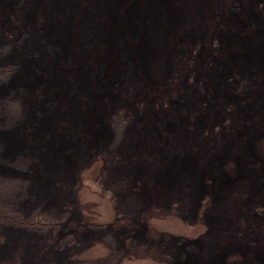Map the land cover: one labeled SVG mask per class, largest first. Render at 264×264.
<instances>
[{
    "label": "rangeland",
    "instance_id": "374dc122",
    "mask_svg": "<svg viewBox=\"0 0 264 264\" xmlns=\"http://www.w3.org/2000/svg\"><path fill=\"white\" fill-rule=\"evenodd\" d=\"M3 206L0 264H264V0H0Z\"/></svg>",
    "mask_w": 264,
    "mask_h": 264
},
{
    "label": "trees",
    "instance_id": "16d2710c",
    "mask_svg": "<svg viewBox=\"0 0 264 264\" xmlns=\"http://www.w3.org/2000/svg\"><path fill=\"white\" fill-rule=\"evenodd\" d=\"M5 196H13V191L7 193ZM4 199V197H3ZM3 212L7 215L8 218H4V219H1L0 221L1 222H5L3 224H11V225H14V226H17L19 228H23V229H47L48 228V218H45L44 216H36L34 217L36 223H31L30 222H33L34 220H31V218H23L22 216H20L19 214H11L10 216H8L9 214L7 213H11L13 212L14 210L13 209H9L7 208L6 206H3L2 208ZM11 210V212L9 211ZM1 211V209H0ZM7 212V213H6ZM1 214V212H0ZM47 222V223H45Z\"/></svg>",
    "mask_w": 264,
    "mask_h": 264
},
{
    "label": "bare ground",
    "instance_id": "6f19581e",
    "mask_svg": "<svg viewBox=\"0 0 264 264\" xmlns=\"http://www.w3.org/2000/svg\"><path fill=\"white\" fill-rule=\"evenodd\" d=\"M191 16H193V14H192ZM186 23H190V20H188V18H187ZM184 27L187 28V24H185ZM150 29H156V28H155V26H152V25H151V26H150ZM153 32H154L155 44L158 45V44H160L161 41H162V37H161V35H160V31H159V34H158V33H155V32H156L155 30H153Z\"/></svg>",
    "mask_w": 264,
    "mask_h": 264
}]
</instances>
